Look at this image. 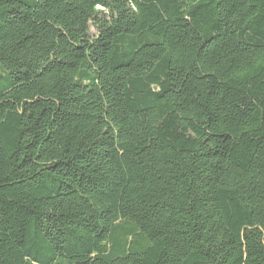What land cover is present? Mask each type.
Listing matches in <instances>:
<instances>
[{
	"label": "trees",
	"instance_id": "obj_1",
	"mask_svg": "<svg viewBox=\"0 0 264 264\" xmlns=\"http://www.w3.org/2000/svg\"><path fill=\"white\" fill-rule=\"evenodd\" d=\"M0 264H264V0H0Z\"/></svg>",
	"mask_w": 264,
	"mask_h": 264
}]
</instances>
